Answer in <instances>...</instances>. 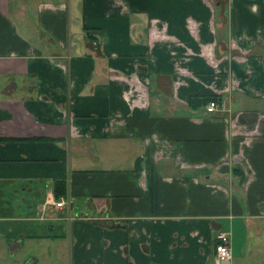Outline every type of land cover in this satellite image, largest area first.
<instances>
[{
    "label": "crops",
    "instance_id": "crops-1",
    "mask_svg": "<svg viewBox=\"0 0 264 264\" xmlns=\"http://www.w3.org/2000/svg\"><path fill=\"white\" fill-rule=\"evenodd\" d=\"M0 139L17 264H264V0H0Z\"/></svg>",
    "mask_w": 264,
    "mask_h": 264
},
{
    "label": "built area",
    "instance_id": "built-area-1",
    "mask_svg": "<svg viewBox=\"0 0 264 264\" xmlns=\"http://www.w3.org/2000/svg\"><path fill=\"white\" fill-rule=\"evenodd\" d=\"M217 108L216 99H210L205 105L206 113H211ZM66 204H69V201L65 200V197L59 196L55 197L53 191H47L44 194L43 201L40 204L39 208L41 211L48 206L53 207L54 209H62ZM70 219V216L67 217ZM231 258V248H230V239L228 232L220 231L215 235V244H214V260L218 264H226Z\"/></svg>",
    "mask_w": 264,
    "mask_h": 264
},
{
    "label": "rangeland",
    "instance_id": "rangeland-1",
    "mask_svg": "<svg viewBox=\"0 0 264 264\" xmlns=\"http://www.w3.org/2000/svg\"><path fill=\"white\" fill-rule=\"evenodd\" d=\"M6 186L7 185L0 186V209H4L5 205H9L10 207L16 209L17 204L20 201V196L8 195L7 194L8 190ZM1 215H2V211L0 210V216ZM249 239H251V237H249ZM29 246H30L29 241L25 240L24 247L27 249V248H30ZM16 258H17L16 253L15 254L13 253L11 256H8L7 252L4 254L0 247V264H17Z\"/></svg>",
    "mask_w": 264,
    "mask_h": 264
},
{
    "label": "trees",
    "instance_id": "trees-1",
    "mask_svg": "<svg viewBox=\"0 0 264 264\" xmlns=\"http://www.w3.org/2000/svg\"><path fill=\"white\" fill-rule=\"evenodd\" d=\"M214 99V98H212ZM209 99L206 100V102L208 101ZM205 102V103H206ZM4 139H0V141H3ZM53 194L55 197H59V196H62L65 192V185L62 181H54L53 182Z\"/></svg>",
    "mask_w": 264,
    "mask_h": 264
},
{
    "label": "flooded vegetation",
    "instance_id": "flooded-vegetation-1",
    "mask_svg": "<svg viewBox=\"0 0 264 264\" xmlns=\"http://www.w3.org/2000/svg\"><path fill=\"white\" fill-rule=\"evenodd\" d=\"M21 264H28L27 261H23Z\"/></svg>",
    "mask_w": 264,
    "mask_h": 264
},
{
    "label": "water",
    "instance_id": "water-1",
    "mask_svg": "<svg viewBox=\"0 0 264 264\" xmlns=\"http://www.w3.org/2000/svg\"><path fill=\"white\" fill-rule=\"evenodd\" d=\"M12 247H10V249H11Z\"/></svg>",
    "mask_w": 264,
    "mask_h": 264
}]
</instances>
